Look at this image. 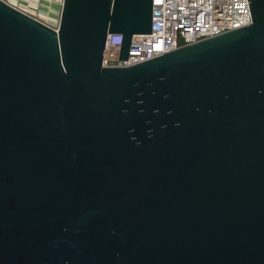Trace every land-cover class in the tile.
<instances>
[{
	"label": "water",
	"instance_id": "1",
	"mask_svg": "<svg viewBox=\"0 0 264 264\" xmlns=\"http://www.w3.org/2000/svg\"><path fill=\"white\" fill-rule=\"evenodd\" d=\"M128 66L151 0H0V264H264V0Z\"/></svg>",
	"mask_w": 264,
	"mask_h": 264
},
{
	"label": "built area",
	"instance_id": "2",
	"mask_svg": "<svg viewBox=\"0 0 264 264\" xmlns=\"http://www.w3.org/2000/svg\"><path fill=\"white\" fill-rule=\"evenodd\" d=\"M2 1L53 29L57 27L62 0ZM44 5H54L55 17L41 10ZM35 13L54 22L47 24ZM150 23L148 33L132 35L125 59L118 58V47L105 44L101 64L128 66L247 25L250 15L246 0H151Z\"/></svg>",
	"mask_w": 264,
	"mask_h": 264
},
{
	"label": "clouds",
	"instance_id": "3",
	"mask_svg": "<svg viewBox=\"0 0 264 264\" xmlns=\"http://www.w3.org/2000/svg\"><path fill=\"white\" fill-rule=\"evenodd\" d=\"M121 42L120 34L112 35L111 39L107 42V46H115L118 47Z\"/></svg>",
	"mask_w": 264,
	"mask_h": 264
},
{
	"label": "bare ground",
	"instance_id": "4",
	"mask_svg": "<svg viewBox=\"0 0 264 264\" xmlns=\"http://www.w3.org/2000/svg\"><path fill=\"white\" fill-rule=\"evenodd\" d=\"M43 10L45 13L49 14V15H52L55 17V13H54V5H44L43 6Z\"/></svg>",
	"mask_w": 264,
	"mask_h": 264
},
{
	"label": "rangeland",
	"instance_id": "5",
	"mask_svg": "<svg viewBox=\"0 0 264 264\" xmlns=\"http://www.w3.org/2000/svg\"><path fill=\"white\" fill-rule=\"evenodd\" d=\"M46 4V3H45ZM41 9H43V8H41ZM39 11V10H38ZM43 12V11H42ZM39 15V14H41V15H39L41 18V20L42 21H44L45 23H47V24H52L53 22H54V20L53 19H49V18H47L45 15H43L42 13H35V14H33V15Z\"/></svg>",
	"mask_w": 264,
	"mask_h": 264
},
{
	"label": "crops",
	"instance_id": "6",
	"mask_svg": "<svg viewBox=\"0 0 264 264\" xmlns=\"http://www.w3.org/2000/svg\"><path fill=\"white\" fill-rule=\"evenodd\" d=\"M45 2V1H44ZM40 4H43V1H41V3Z\"/></svg>",
	"mask_w": 264,
	"mask_h": 264
}]
</instances>
